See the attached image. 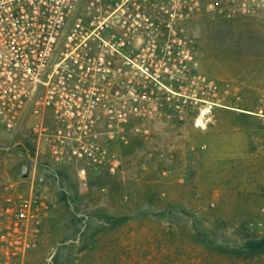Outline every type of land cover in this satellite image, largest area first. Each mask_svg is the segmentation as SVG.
I'll return each instance as SVG.
<instances>
[{"label":"rangeland","instance_id":"374dc122","mask_svg":"<svg viewBox=\"0 0 264 264\" xmlns=\"http://www.w3.org/2000/svg\"><path fill=\"white\" fill-rule=\"evenodd\" d=\"M182 26L220 106L159 101L150 136L112 146L117 174L54 165L32 119L0 121V264H264V18Z\"/></svg>","mask_w":264,"mask_h":264},{"label":"built area","instance_id":"2783aa9c","mask_svg":"<svg viewBox=\"0 0 264 264\" xmlns=\"http://www.w3.org/2000/svg\"><path fill=\"white\" fill-rule=\"evenodd\" d=\"M236 11L264 18V0H0V121L13 136L32 119L54 165L115 175L112 146L150 136L159 101L220 106L182 25Z\"/></svg>","mask_w":264,"mask_h":264}]
</instances>
